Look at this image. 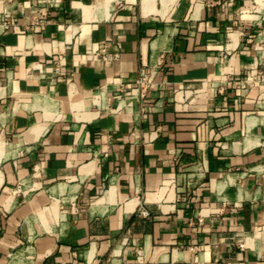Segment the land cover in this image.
Returning <instances> with one entry per match:
<instances>
[{"label":"crops","instance_id":"0c3cea01","mask_svg":"<svg viewBox=\"0 0 264 264\" xmlns=\"http://www.w3.org/2000/svg\"><path fill=\"white\" fill-rule=\"evenodd\" d=\"M39 1L0 0V264H264V0Z\"/></svg>","mask_w":264,"mask_h":264},{"label":"built area","instance_id":"2783aa9c","mask_svg":"<svg viewBox=\"0 0 264 264\" xmlns=\"http://www.w3.org/2000/svg\"><path fill=\"white\" fill-rule=\"evenodd\" d=\"M62 0H42L37 2L34 5L33 12L35 13V19L33 22H31L32 26L38 25V26H44L47 22V14H48V8L53 7H60ZM101 56L102 58H106L107 56V50L106 48H103L101 50ZM159 68L153 67L150 69V71L140 75L138 79L135 81V83L131 87V92L134 93L138 97H144L148 91V89L153 85L156 75L158 73ZM256 80L258 82H264V74H258L256 76ZM198 172L203 173L202 167L198 168ZM141 213L143 215H147V211L145 209L141 210Z\"/></svg>","mask_w":264,"mask_h":264},{"label":"bare ground","instance_id":"6f19581e","mask_svg":"<svg viewBox=\"0 0 264 264\" xmlns=\"http://www.w3.org/2000/svg\"><path fill=\"white\" fill-rule=\"evenodd\" d=\"M257 233L263 238L264 237V233H262L261 231H257Z\"/></svg>","mask_w":264,"mask_h":264}]
</instances>
